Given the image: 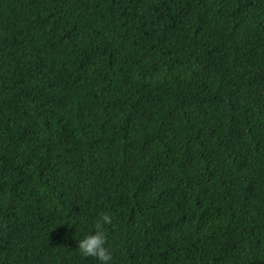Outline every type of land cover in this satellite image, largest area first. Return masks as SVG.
<instances>
[{
    "label": "trees",
    "instance_id": "obj_1",
    "mask_svg": "<svg viewBox=\"0 0 264 264\" xmlns=\"http://www.w3.org/2000/svg\"><path fill=\"white\" fill-rule=\"evenodd\" d=\"M264 264V0H0V264Z\"/></svg>",
    "mask_w": 264,
    "mask_h": 264
},
{
    "label": "clouds",
    "instance_id": "obj_2",
    "mask_svg": "<svg viewBox=\"0 0 264 264\" xmlns=\"http://www.w3.org/2000/svg\"><path fill=\"white\" fill-rule=\"evenodd\" d=\"M110 222L109 215H102L95 223V232L86 234L78 240V250L85 256L96 257L100 264H110L112 259L111 252L105 246V233L102 227Z\"/></svg>",
    "mask_w": 264,
    "mask_h": 264
}]
</instances>
